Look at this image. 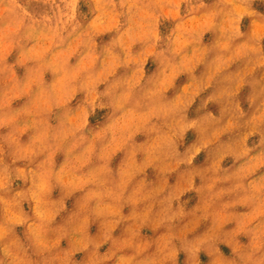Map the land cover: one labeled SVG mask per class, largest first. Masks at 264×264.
Returning <instances> with one entry per match:
<instances>
[{"label": "rangeland", "instance_id": "1", "mask_svg": "<svg viewBox=\"0 0 264 264\" xmlns=\"http://www.w3.org/2000/svg\"><path fill=\"white\" fill-rule=\"evenodd\" d=\"M0 264H264V0H0Z\"/></svg>", "mask_w": 264, "mask_h": 264}]
</instances>
